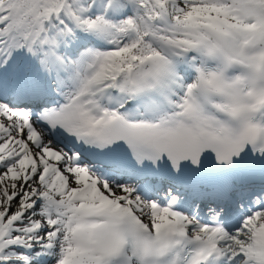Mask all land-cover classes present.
I'll list each match as a JSON object with an SVG mask.
<instances>
[{
	"label": "snow or ice",
	"instance_id": "6c2138e0",
	"mask_svg": "<svg viewBox=\"0 0 264 264\" xmlns=\"http://www.w3.org/2000/svg\"><path fill=\"white\" fill-rule=\"evenodd\" d=\"M0 264H264V0H0Z\"/></svg>",
	"mask_w": 264,
	"mask_h": 264
}]
</instances>
